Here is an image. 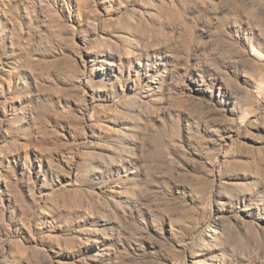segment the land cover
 I'll return each mask as SVG.
<instances>
[{"label": "rangeland", "instance_id": "rangeland-1", "mask_svg": "<svg viewBox=\"0 0 264 264\" xmlns=\"http://www.w3.org/2000/svg\"><path fill=\"white\" fill-rule=\"evenodd\" d=\"M0 264H264V0H0Z\"/></svg>", "mask_w": 264, "mask_h": 264}, {"label": "bare ground", "instance_id": "bare-ground-1", "mask_svg": "<svg viewBox=\"0 0 264 264\" xmlns=\"http://www.w3.org/2000/svg\"><path fill=\"white\" fill-rule=\"evenodd\" d=\"M135 48V47H134ZM131 50V49H130ZM132 52V51H131ZM121 118H122V121H125V119H126V117H125V115L122 113V115H121ZM42 213H44V214H46L47 213V211L44 209L43 211H42Z\"/></svg>", "mask_w": 264, "mask_h": 264}]
</instances>
